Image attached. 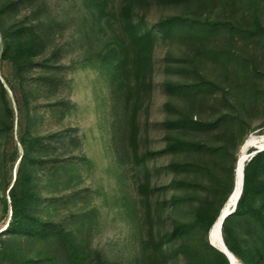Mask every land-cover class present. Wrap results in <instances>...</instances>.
Masks as SVG:
<instances>
[{"label":"rangeland","instance_id":"374dc122","mask_svg":"<svg viewBox=\"0 0 264 264\" xmlns=\"http://www.w3.org/2000/svg\"><path fill=\"white\" fill-rule=\"evenodd\" d=\"M5 0H0V4ZM123 0H110L107 8L108 19L100 18L96 10L86 0H34L21 7L20 12L11 18L32 25L42 23L47 37V47L36 62L57 65L56 78L61 83L55 96L48 94L47 88L37 91L34 105L43 114L39 131L43 135L61 132V138L48 139L54 146L45 153L46 162L37 168L35 183L41 195L40 211L43 219L75 234L81 251L88 264H142L145 230L144 207L138 186L143 181V165L136 159L130 146V119L132 106H124V95L112 88L108 73L99 66L114 41L122 36L121 8ZM183 14L199 19L227 20L239 25L242 18L258 14L264 25V4L257 8L249 3L239 8V0H191L183 4L156 3L148 10L137 9L134 18L146 15L149 24L162 17ZM212 46L230 48L239 53V46L246 48L245 41L237 36L222 32L214 37ZM2 45L0 38V46ZM248 50L255 55L259 72L249 71L240 81L246 91L256 89L255 98H244L240 90L239 71L226 65L203 51L202 43L184 38L160 40L154 50V88L138 106V141L140 156L153 152V161L148 162L152 173V185H165L173 177L197 184L180 192L186 202L177 210L167 212L165 225L188 221L193 218L199 201L207 196L210 179L201 173L166 174L163 167L170 161L212 160L196 152L184 153L175 157L163 155L159 151L164 145L165 132L162 122L177 117L180 113L196 115L202 120L213 121L225 116L242 117L244 122L237 139V153L250 136H262L264 123V47L255 49L251 44ZM183 58L175 67L184 68L181 72L169 74L166 71V56ZM46 61V62H45ZM11 65L0 62V76L11 77ZM42 72L35 67L29 75L35 77ZM202 75L218 85L215 94L206 100L187 102L179 96L167 94L168 81L189 82ZM12 97V93L9 94ZM49 97V98H48ZM63 99L69 102L70 110L64 119L53 117L46 108L47 101ZM174 106L168 110L166 104ZM14 128V140H16ZM228 127L223 122L210 130H194L189 138L201 141L208 146L221 143ZM264 130V129H263ZM67 135L77 138L70 145ZM63 139V141H61ZM16 142V141H15ZM64 145H63V143ZM14 143L9 137L0 139V150L12 153ZM62 159V164L53 160ZM70 159L67 166H63ZM213 161V160H212ZM18 161L10 158L2 161L5 177L15 178ZM213 163H215L213 161ZM1 181V180H0ZM5 182H0V232L8 222L3 213L1 198L8 190ZM171 194H157L154 201L169 199ZM241 236L247 243L255 241L254 234L242 230ZM208 242L212 245L209 235ZM10 244L21 254L34 255L38 243L25 238L13 240L3 236L0 247ZM213 246V245H212ZM59 264H62L61 262ZM236 264H241L237 260ZM260 264H264V257Z\"/></svg>","mask_w":264,"mask_h":264},{"label":"trees","instance_id":"16d2710c","mask_svg":"<svg viewBox=\"0 0 264 264\" xmlns=\"http://www.w3.org/2000/svg\"><path fill=\"white\" fill-rule=\"evenodd\" d=\"M34 0H5L0 4V62L11 65V77L0 76V139L9 137L15 144L14 151L9 153L0 150V180L5 182L8 198H1L3 213L9 219L3 236L13 240L25 238L39 244L34 255L21 254L10 244L0 247V264H88L83 255L75 234L60 228L43 219L40 206L41 195L36 189L35 177L37 168L44 165L45 153L54 149L48 139L61 138V132L43 135L39 125L43 122V114L37 111L34 100L37 91L47 88L50 96L59 92V79L56 71L59 66L36 62L47 47V37L42 23L32 25L27 22L14 21L11 18L20 12L21 7ZM96 10L100 18L108 19L110 0H86ZM191 0H123L121 8V30L119 36L107 54L100 58L99 66L108 73L112 88L124 95V106H132L130 119V146L136 159L143 165V181L138 186L143 203L145 217L144 254L142 264H231L229 259L207 239L209 232L220 210L226 203L234 187L237 135L243 126L242 117L225 116L213 121L202 120L196 115L180 113L177 117L165 119L161 126L165 132L164 145L160 153L177 156L196 152L212 159L179 161L172 160L163 167L166 174L205 173L210 179L207 196L202 198L195 208L193 218L165 225L167 212L177 210L187 200L180 192L197 187V184L173 177L165 185H152V173L148 162L154 159L153 152L140 156L138 141V119L136 102L151 96L154 88V50L160 40L184 38L202 43L204 53L216 60L230 65L239 71L240 90L244 98H255L257 91H246L240 83L249 71L258 73L255 55L247 48L251 44L255 49L264 47V25L258 14L242 18L239 25L227 20H210L174 14L162 17L149 24L146 15L134 18L137 9L148 10L154 2L167 4H183ZM256 3L257 8L264 0H239V8L249 3ZM227 32L245 41L246 48L239 46V53L219 46H212L211 40ZM166 71L171 74L176 70L174 63H181L183 58L165 57ZM46 62V61H45ZM40 67L43 73L32 77L29 73ZM167 94L179 96L187 102L206 100L217 92L218 85L202 75L196 80L187 82L168 81L165 85ZM12 93V97L9 95ZM49 98V97H48ZM46 108L53 117L64 119L70 110L69 102L59 99L47 101ZM168 110L174 111L173 105L166 104ZM221 122L228 127L221 143L208 146L201 141L189 138L194 130H210ZM16 126V140L14 128ZM264 129V123L261 126ZM261 129V135L264 130ZM72 145L77 138L67 135ZM16 141V142H15ZM63 141V139L61 140ZM63 143V142H62ZM64 145V143H63ZM255 149H250V153ZM240 152V151H239ZM10 158L12 163L18 161L15 178H6L2 161ZM54 163L62 164V159H54ZM68 159L63 166L69 165ZM0 181V182H1ZM157 194H171L169 199L156 200ZM242 230L254 234L255 241L247 243L241 236ZM222 238L227 249L241 264H260L264 257V150L257 152L245 164L243 171V187L235 210L227 216L222 225Z\"/></svg>","mask_w":264,"mask_h":264},{"label":"bare ground","instance_id":"6f19581e","mask_svg":"<svg viewBox=\"0 0 264 264\" xmlns=\"http://www.w3.org/2000/svg\"><path fill=\"white\" fill-rule=\"evenodd\" d=\"M261 149L264 148V138L263 137H256L250 135L241 146L235 167V189L234 193L230 196V198L226 201L223 206V212L227 213L228 211L232 210L239 200V195L241 194V190L243 187V171L246 162L249 160L251 153L250 149ZM222 218L220 217L214 227L209 232V238L212 245L218 249L224 250V241L222 238ZM236 258L233 259L232 264H236Z\"/></svg>","mask_w":264,"mask_h":264},{"label":"water","instance_id":"95a60500","mask_svg":"<svg viewBox=\"0 0 264 264\" xmlns=\"http://www.w3.org/2000/svg\"><path fill=\"white\" fill-rule=\"evenodd\" d=\"M261 137L264 138V135H262ZM240 149H241V148H240ZM262 150H264V148L256 149V150H254L253 152H251V156H250L249 160H250V159H251V158H252L257 152H260V151H262ZM234 189H235V180H234V187H233V190H232V192L230 193L228 199H229L230 196L234 193ZM240 193H242V190H241ZM240 195H241V194H240ZM240 195H239L238 198H240ZM228 199H227V200H228ZM237 202H238V201H237ZM236 205H237V203L235 204L234 208H233L232 210L228 211L227 213H224V212H223V209H221V210H220V213H219L218 217L216 218L215 222L213 223L211 229L214 227V225L216 224V222L218 221V219H219L220 217L222 218V222H223L224 219H225L227 216H229V215L235 210ZM215 248H216V247H215ZM217 249H218V248H217ZM218 250L221 251L224 255H226V257L229 259L230 263L232 264V261H233V259H235V256H234V255H233V254L227 249V247L224 246V250H222V249H218Z\"/></svg>","mask_w":264,"mask_h":264}]
</instances>
